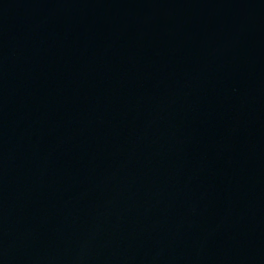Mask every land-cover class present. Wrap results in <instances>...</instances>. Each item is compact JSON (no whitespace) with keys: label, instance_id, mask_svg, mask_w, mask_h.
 <instances>
[{"label":"water","instance_id":"1","mask_svg":"<svg viewBox=\"0 0 264 264\" xmlns=\"http://www.w3.org/2000/svg\"><path fill=\"white\" fill-rule=\"evenodd\" d=\"M0 264H264V0H0Z\"/></svg>","mask_w":264,"mask_h":264}]
</instances>
